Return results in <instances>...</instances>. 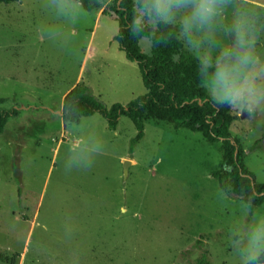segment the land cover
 <instances>
[{"label":"rangeland","instance_id":"1","mask_svg":"<svg viewBox=\"0 0 264 264\" xmlns=\"http://www.w3.org/2000/svg\"><path fill=\"white\" fill-rule=\"evenodd\" d=\"M248 1L241 3L264 8ZM44 3L0 4V110L18 112L0 136V264H238L228 230L243 202L211 175L221 144L148 121L131 149L138 131L125 116L115 131L100 114L65 125L58 112L77 80L108 108L147 89L115 40L114 14L85 9L65 24ZM53 23L63 43L43 33ZM258 50L264 58V42ZM231 114L245 166L264 184V111ZM89 136L101 141L93 165L66 170L68 146Z\"/></svg>","mask_w":264,"mask_h":264},{"label":"clouds","instance_id":"2","mask_svg":"<svg viewBox=\"0 0 264 264\" xmlns=\"http://www.w3.org/2000/svg\"><path fill=\"white\" fill-rule=\"evenodd\" d=\"M108 2L98 0L102 7ZM44 7L54 20L65 24L77 23L85 12L82 0H45ZM128 29L148 54L171 33L195 60L198 86L213 106L247 113L250 118L264 111V58L258 50L264 42V8L241 0H131ZM42 31L54 43L66 40L56 23ZM172 59L179 56L174 54ZM100 143L94 136L79 137L66 150L64 168L89 169L101 153ZM251 206V197L240 204L241 215L228 230L238 264H264V212ZM250 211L252 218L245 226Z\"/></svg>","mask_w":264,"mask_h":264},{"label":"trees","instance_id":"3","mask_svg":"<svg viewBox=\"0 0 264 264\" xmlns=\"http://www.w3.org/2000/svg\"><path fill=\"white\" fill-rule=\"evenodd\" d=\"M20 1L0 0V4L10 5ZM82 4L88 11L103 8L98 0H82ZM113 14L118 22L115 40L127 59L137 63L147 93L127 106L115 104L108 108L88 94L85 84L79 83L63 99L61 116L64 124L77 123L82 118L100 114L108 128L115 131L119 119L125 116L138 131L131 141V149L144 138L145 123L148 121L200 133L209 144H221L220 169L211 175L218 181L222 192L242 202L251 197L252 210L264 205V184L256 183L255 177L245 166L243 148L238 141L233 140L230 133L235 117L231 109L215 107L209 103L204 90L198 86L195 60L182 50L181 43L171 33L167 39L156 43L150 55L144 54L128 29L131 0H113L102 15ZM174 54L179 56L176 61L172 59ZM4 102L0 98V103ZM17 114L16 110H0V136L5 132L9 118Z\"/></svg>","mask_w":264,"mask_h":264},{"label":"crops","instance_id":"4","mask_svg":"<svg viewBox=\"0 0 264 264\" xmlns=\"http://www.w3.org/2000/svg\"><path fill=\"white\" fill-rule=\"evenodd\" d=\"M246 1H248V0H246ZM248 2H251V3H253V4H255V5L259 6V7H264V4L258 3L256 1H248ZM103 10H104L103 8L99 10V13H98L99 16L102 15ZM78 81L79 80H77L76 83L63 95L62 100L64 99L66 94H68L77 85ZM62 107H63V103H62ZM61 112H62V109H61ZM61 112L59 111L58 113L61 114Z\"/></svg>","mask_w":264,"mask_h":264},{"label":"water","instance_id":"5","mask_svg":"<svg viewBox=\"0 0 264 264\" xmlns=\"http://www.w3.org/2000/svg\"><path fill=\"white\" fill-rule=\"evenodd\" d=\"M129 165V163H127V166ZM126 173H127V167H126Z\"/></svg>","mask_w":264,"mask_h":264}]
</instances>
